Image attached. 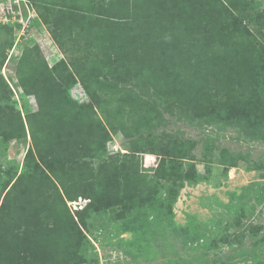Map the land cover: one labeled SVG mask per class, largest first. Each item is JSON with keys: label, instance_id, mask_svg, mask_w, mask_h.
I'll return each mask as SVG.
<instances>
[{"label": "rangeland", "instance_id": "374dc122", "mask_svg": "<svg viewBox=\"0 0 264 264\" xmlns=\"http://www.w3.org/2000/svg\"><path fill=\"white\" fill-rule=\"evenodd\" d=\"M33 8L24 34L26 8L17 20L0 21V193L2 181L33 176L39 167V179L56 185L111 172V189L113 183L129 192L92 205L85 197L68 200L66 221L92 247L53 264H264V0H34ZM242 10L255 13L251 22L239 19ZM59 63L77 82L67 83L66 70L44 73ZM207 70L240 81L228 94L222 84L216 91L211 77L213 102L238 97L256 109L253 122L239 127L221 116L191 126L161 112L177 89L207 81ZM42 85L51 119L29 115L40 106L25 89ZM65 89L77 110L64 107ZM73 125L90 130L91 142L109 137L106 156L88 157L66 141L51 145V136ZM37 147L50 148L44 156ZM65 245L76 248L74 241ZM33 254L22 264H38Z\"/></svg>", "mask_w": 264, "mask_h": 264}, {"label": "trees", "instance_id": "16d2710c", "mask_svg": "<svg viewBox=\"0 0 264 264\" xmlns=\"http://www.w3.org/2000/svg\"><path fill=\"white\" fill-rule=\"evenodd\" d=\"M255 17V13L251 10L240 11L239 19L251 22ZM55 38L59 42L63 52L68 54V50L64 48V44L58 40V35L55 34ZM37 49V48H36ZM39 49V47H38ZM29 50L25 51L21 59L19 71L22 74L24 72V65L28 57ZM69 65H73L76 73L80 75L85 82L87 90L94 95L93 89H91L86 78L81 74L78 66L75 65V61L72 60ZM68 64L61 65L60 63L53 66L52 68L46 66L44 73L48 76L54 77L55 72L68 71L67 83L77 82V75L75 72L70 71ZM223 70H207L204 71V75L207 77V81H200L197 79L191 80L190 83L183 85L181 88L176 90L174 94L175 99L169 101L168 104L162 106V111L165 114L168 113L170 117H175L178 121H182L191 126H203L211 124L213 120H220L221 116H224L225 121H232L236 126L243 127L244 122H253L255 119L256 109L247 108V104H244L238 97L235 98L237 101H231L230 98L227 100L222 99L221 105H215L213 102V96L216 94L215 88L209 89V81L212 77V81L216 85V91L222 84V90L228 92V94H236L234 87L240 84V81L234 78H230L229 74H223ZM42 76L43 73H41ZM6 84L3 77H0V85ZM28 88V87H27ZM34 89H25L27 92L35 95L40 109L36 113H30L29 115L38 117L42 114L53 118L54 112L49 105H46V99H48L49 88L45 86H33ZM62 96L64 107L68 110H77L78 107L70 95L67 94L66 89L59 91ZM215 93V94H214ZM48 95V96H47ZM205 103H201V99H206ZM2 100V95H0ZM5 104L2 106L4 107ZM92 105L87 104L84 107H80L82 115L85 117L86 107ZM6 108V107H5ZM241 109H246L240 111ZM28 115V116H29ZM53 115V116H52ZM32 119V118H31ZM3 122V121H2ZM25 128L22 121V130ZM61 138L58 140L57 138ZM54 138L51 136V145L58 144L66 141L74 147H80L84 150L88 157L104 158L107 154V140L109 137L98 136L91 142L90 130H86L84 126L73 125L68 127L64 133ZM44 138V137H43ZM33 139L37 146H39L40 140L37 137L36 132L33 133ZM54 139V140H53ZM142 139V137H141ZM135 145V141H132ZM40 154L46 156L48 153H43L44 150L50 147H37ZM43 148V149H42ZM133 151H137L133 146ZM48 152V151H46ZM34 156V155H33ZM34 159H36L34 157ZM39 166V164H37ZM42 167L37 169L35 176L21 175V177L12 182L13 177H10L7 181H2V193H0L1 205H0V263L4 264H22L25 257L28 255H34L33 251L37 253L38 264H53L60 258L69 260H77L79 256H86L89 254L90 248L92 247L87 237H81L79 234L82 233L79 226H71L69 221H66V216L70 215L67 201L78 200L79 197H85L91 199L94 203L95 200H100L103 197H122L125 193L128 195V191L125 192L124 187H116L111 181L112 173H104L102 180H99L98 173L91 172L90 178L76 183V179L68 177L69 181L64 178H59L57 182H50V184L43 183L40 178H44V174H39ZM38 177V179H36ZM54 184L57 188H60V193L53 192L51 185ZM123 188V189H121ZM115 189V190H114ZM128 190V189H127ZM4 195V196H3ZM131 199V198H130ZM129 199V200H130ZM91 203V205H92ZM90 205V206H91ZM80 212V211H79ZM83 234V233H82ZM63 240V241H62ZM67 240L74 241L76 248L71 250L65 243ZM60 242V244H59ZM64 243V244H63ZM51 248V254L49 249ZM56 249L55 253L52 249ZM264 252V245H263ZM261 252V254H263ZM23 258V259H22Z\"/></svg>", "mask_w": 264, "mask_h": 264}, {"label": "built area", "instance_id": "2783aa9c", "mask_svg": "<svg viewBox=\"0 0 264 264\" xmlns=\"http://www.w3.org/2000/svg\"><path fill=\"white\" fill-rule=\"evenodd\" d=\"M10 1L13 2V5L16 4L18 7H20L22 10L23 8H26L28 11V17L27 20L22 19L24 17H21L19 23L22 24V30L23 34L27 30V27H29V22L32 17H34V0H2V3L4 4V8H1L0 10V21H8V20H17L20 14H23V11L21 10L20 13H13L12 10V5L10 4ZM23 16V15H21Z\"/></svg>", "mask_w": 264, "mask_h": 264}]
</instances>
